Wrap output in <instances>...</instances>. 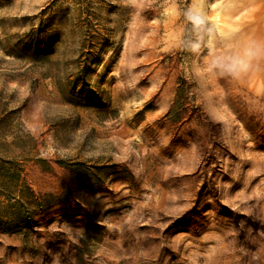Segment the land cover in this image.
<instances>
[{"label":"rangeland","instance_id":"1","mask_svg":"<svg viewBox=\"0 0 264 264\" xmlns=\"http://www.w3.org/2000/svg\"><path fill=\"white\" fill-rule=\"evenodd\" d=\"M194 4L0 0V264H264V0Z\"/></svg>","mask_w":264,"mask_h":264},{"label":"clouds","instance_id":"2","mask_svg":"<svg viewBox=\"0 0 264 264\" xmlns=\"http://www.w3.org/2000/svg\"><path fill=\"white\" fill-rule=\"evenodd\" d=\"M202 4L203 0H195V4L184 13L186 19L193 25L195 29H201L206 24L208 19L203 10ZM211 30V28L208 29L209 32H211ZM255 54L256 49H248L245 52V55L249 58ZM222 67L225 71L235 76L238 74V72L246 71L248 64L243 59H236L222 65Z\"/></svg>","mask_w":264,"mask_h":264},{"label":"trees","instance_id":"3","mask_svg":"<svg viewBox=\"0 0 264 264\" xmlns=\"http://www.w3.org/2000/svg\"><path fill=\"white\" fill-rule=\"evenodd\" d=\"M40 35V34H39ZM31 45V44H30ZM29 51H32L33 54H38L39 52H41L42 50L39 48V44H34L32 46H29L27 48Z\"/></svg>","mask_w":264,"mask_h":264},{"label":"crops","instance_id":"4","mask_svg":"<svg viewBox=\"0 0 264 264\" xmlns=\"http://www.w3.org/2000/svg\"><path fill=\"white\" fill-rule=\"evenodd\" d=\"M260 25H261V26H264V21H261V22H260Z\"/></svg>","mask_w":264,"mask_h":264}]
</instances>
